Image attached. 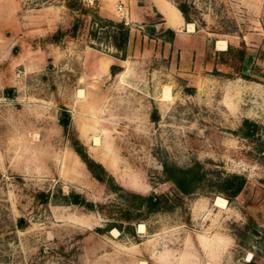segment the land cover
<instances>
[{
    "label": "rangeland",
    "instance_id": "rangeland-1",
    "mask_svg": "<svg viewBox=\"0 0 264 264\" xmlns=\"http://www.w3.org/2000/svg\"><path fill=\"white\" fill-rule=\"evenodd\" d=\"M177 1L192 21L168 38L163 15L176 23ZM75 2L87 11L0 0V264H264V0ZM75 16L74 35L50 39ZM106 19L128 25L123 58ZM75 138L119 187L91 175ZM193 160L211 180L241 173V191L227 201L205 181L168 208L128 207L123 219L128 190L174 192L162 161ZM70 191L93 207L63 201Z\"/></svg>",
    "mask_w": 264,
    "mask_h": 264
},
{
    "label": "trees",
    "instance_id": "trees-1",
    "mask_svg": "<svg viewBox=\"0 0 264 264\" xmlns=\"http://www.w3.org/2000/svg\"><path fill=\"white\" fill-rule=\"evenodd\" d=\"M65 5L71 9L77 10L78 13H84L87 11L86 7H83L79 2H75V0H65ZM175 6L180 11L185 22L192 21L189 15L188 4L186 2L177 1ZM105 21L107 22V24L103 25H106V36L111 45L120 53V58H123L126 55V46L129 36L128 25L122 20L106 19ZM80 25L81 18L79 16H75L68 28H66L65 30L57 28L50 35V39L53 41H57L59 37L66 32L69 33V35H74ZM163 31L167 33L168 38H172L174 36V29L172 27L165 26L163 28ZM89 33H91L92 36L95 35L94 30H90ZM216 52L220 53V51ZM237 54V71L242 77H248V74L245 72V64L242 62L244 59V49L242 47L237 48ZM120 68L121 66L119 64L111 63L109 65V72L110 74H114ZM64 122L65 121H63V123ZM256 127L257 126L255 122L244 118L242 120L241 133L243 136H252ZM72 147L78 154L79 158L84 162L86 168L93 177L101 182H105L110 189L119 187V185L113 181L111 174H109L105 170L100 162L95 161L87 156L77 138L72 140ZM161 171L164 179L170 181L173 184L174 192L172 194H168L167 192H150L147 194H143L128 190L131 204L124 205L126 207L122 212L123 219H125L126 221H130L132 217V214L131 212H129L128 207L134 208L137 211L141 208L145 212H151L161 208H168L172 204H174L177 199L180 198L181 194L191 193L205 181L214 183L216 191L223 194L227 201L235 197L241 191L245 183V176L237 172L218 173L217 176L214 177L213 180H211L209 176L210 171L199 160H193L191 163L185 166H179L171 162L162 161ZM38 195L40 196V199L42 201H45L47 199L46 192H39ZM62 197L63 201L65 202L83 204L89 208L93 207L94 205L91 201L85 200L84 197L78 192L70 191L67 194H63ZM101 205L102 204H95V206L99 207V209L100 207H102ZM15 225H17V227H22L23 224L20 218L16 220ZM115 225L119 226V224H115V222L107 223V227ZM127 227H129V229L133 231L131 226Z\"/></svg>",
    "mask_w": 264,
    "mask_h": 264
},
{
    "label": "crops",
    "instance_id": "crops-1",
    "mask_svg": "<svg viewBox=\"0 0 264 264\" xmlns=\"http://www.w3.org/2000/svg\"><path fill=\"white\" fill-rule=\"evenodd\" d=\"M155 7H156V5H155ZM159 12H160V10H159ZM160 13H162V12H160ZM163 19H164L163 22H165L167 26L172 27L173 29H177L179 26H183L185 24V21H184V19H183L181 14H179V17L177 18L176 23H169L164 15H163Z\"/></svg>",
    "mask_w": 264,
    "mask_h": 264
},
{
    "label": "bare ground",
    "instance_id": "bare-ground-1",
    "mask_svg": "<svg viewBox=\"0 0 264 264\" xmlns=\"http://www.w3.org/2000/svg\"><path fill=\"white\" fill-rule=\"evenodd\" d=\"M218 200L223 201V203L226 202V200L221 197H218Z\"/></svg>",
    "mask_w": 264,
    "mask_h": 264
}]
</instances>
